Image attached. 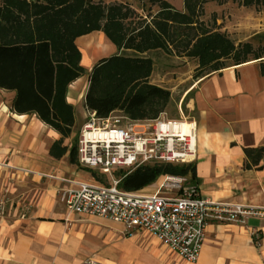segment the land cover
Instances as JSON below:
<instances>
[{"label":"crops","instance_id":"obj_1","mask_svg":"<svg viewBox=\"0 0 264 264\" xmlns=\"http://www.w3.org/2000/svg\"><path fill=\"white\" fill-rule=\"evenodd\" d=\"M89 1L158 11L163 3L186 13V0ZM74 43L86 72L118 53L102 31ZM87 86L83 75L68 87L66 101L74 110L68 138L35 115L12 112L14 93L4 91L11 98L0 108V264H264L262 219L244 226L209 222L197 261L186 263L145 232L130 234L122 224L66 211L61 190L96 179L78 165L77 142L70 143L84 124ZM186 93L197 150L194 183L186 176L187 185L212 201L264 207V54L207 74Z\"/></svg>","mask_w":264,"mask_h":264},{"label":"trees","instance_id":"obj_2","mask_svg":"<svg viewBox=\"0 0 264 264\" xmlns=\"http://www.w3.org/2000/svg\"><path fill=\"white\" fill-rule=\"evenodd\" d=\"M204 3L186 0L185 14L162 3L152 22L131 27L126 24L130 11L121 6L93 5L89 0H0V90L14 93L12 112L35 115L62 138L70 137L74 110L66 101L67 90L85 73L74 42L102 31L118 52L131 51L135 57L117 53L93 67L85 108L100 117L114 110L132 119L156 117L169 94L147 83L151 60L136 56L170 53L169 47L174 46L175 53L196 59L199 71L212 73L226 67L228 60L245 62L253 51L248 43L235 46L224 34L207 30L199 20ZM262 4L264 0L241 1L244 7ZM74 159L73 146L70 161ZM161 175L189 176L194 183L195 168L191 164L141 166L125 175L119 187L140 191Z\"/></svg>","mask_w":264,"mask_h":264},{"label":"built area","instance_id":"obj_3","mask_svg":"<svg viewBox=\"0 0 264 264\" xmlns=\"http://www.w3.org/2000/svg\"><path fill=\"white\" fill-rule=\"evenodd\" d=\"M89 115L78 134L77 163L107 175L108 183L94 179L61 190L59 201L68 213L122 224L128 233L145 232L186 263L197 261L209 222L244 226L250 218L264 220V207L212 201L182 176L162 175L153 194L119 187L125 175L113 173L128 175L153 164H192L197 153L193 120L159 117L139 125L119 120L99 124L95 112Z\"/></svg>","mask_w":264,"mask_h":264},{"label":"rangeland","instance_id":"obj_4","mask_svg":"<svg viewBox=\"0 0 264 264\" xmlns=\"http://www.w3.org/2000/svg\"><path fill=\"white\" fill-rule=\"evenodd\" d=\"M241 1L242 0H205L206 3L202 6V14L199 17V20L204 24V27L207 28V30L217 31L224 34L235 46L245 43L250 44L253 51L247 57L251 58L254 53L258 55L264 54V4L260 7H244L241 5ZM127 9L130 11V16L126 24L131 27H138L141 23L152 22V19L158 12L157 9L144 4L140 5V3L127 7ZM176 50L177 48L170 46V53L164 51H151L136 56L151 60L152 67L150 75L147 78V83L150 86L160 88L169 94L167 104L161 113L153 118L146 117L143 119H132L122 110H114L104 117L95 114V121L102 124L119 120L121 125H139L151 122L159 117L181 121L189 119L187 118L189 113L185 108V102L188 98L186 91L199 78L210 74V71L209 69L199 71L196 67L198 66L196 59L175 53ZM179 50L182 51L178 47V51ZM118 53V55L127 58L135 57L131 51ZM232 62L233 60H228L226 61V64L231 65ZM92 69L88 72L85 71L83 74L88 82L86 94L89 88V78ZM10 98L11 95L9 93L0 91V108L2 106L8 107ZM90 112L92 111H88L85 108L84 124L90 118ZM79 132L80 130L75 131V135L70 140L71 144L77 142ZM90 173L95 175L96 179H99L103 183H108L107 175L95 171ZM126 173L127 172H122V175H127ZM82 174L88 176L84 171ZM113 175L114 177L119 178L118 172L115 174L113 173ZM122 175H120V177ZM160 177L152 185L140 190L139 193H155L159 185ZM155 243L159 244L157 240H155Z\"/></svg>","mask_w":264,"mask_h":264},{"label":"bare ground","instance_id":"obj_5","mask_svg":"<svg viewBox=\"0 0 264 264\" xmlns=\"http://www.w3.org/2000/svg\"><path fill=\"white\" fill-rule=\"evenodd\" d=\"M184 128L186 129V126H184Z\"/></svg>","mask_w":264,"mask_h":264}]
</instances>
